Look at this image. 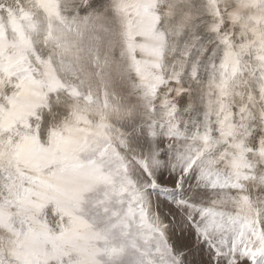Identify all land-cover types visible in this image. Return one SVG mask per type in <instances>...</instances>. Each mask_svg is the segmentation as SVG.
<instances>
[{
    "label": "snow or ice",
    "instance_id": "snow-or-ice-1",
    "mask_svg": "<svg viewBox=\"0 0 264 264\" xmlns=\"http://www.w3.org/2000/svg\"><path fill=\"white\" fill-rule=\"evenodd\" d=\"M0 264H264V0H0Z\"/></svg>",
    "mask_w": 264,
    "mask_h": 264
}]
</instances>
